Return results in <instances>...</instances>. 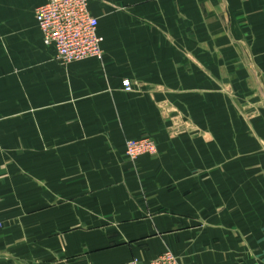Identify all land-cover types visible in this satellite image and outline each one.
Instances as JSON below:
<instances>
[{"label":"crops","instance_id":"obj_1","mask_svg":"<svg viewBox=\"0 0 264 264\" xmlns=\"http://www.w3.org/2000/svg\"><path fill=\"white\" fill-rule=\"evenodd\" d=\"M44 2L0 0V264H264V116L233 104L264 85V0H90L104 57L74 62Z\"/></svg>","mask_w":264,"mask_h":264},{"label":"built area","instance_id":"obj_2","mask_svg":"<svg viewBox=\"0 0 264 264\" xmlns=\"http://www.w3.org/2000/svg\"><path fill=\"white\" fill-rule=\"evenodd\" d=\"M35 9L43 42L55 49L58 59L65 62L91 57L103 59L104 38L98 32L99 21L92 13L90 0H45ZM123 82L127 91H133L134 86L130 79H124ZM126 142V154L133 160L140 154L153 155L157 150L156 141L150 138L129 139ZM126 264H182V262L177 254L168 250L147 263L133 260Z\"/></svg>","mask_w":264,"mask_h":264},{"label":"rangeland","instance_id":"obj_3","mask_svg":"<svg viewBox=\"0 0 264 264\" xmlns=\"http://www.w3.org/2000/svg\"><path fill=\"white\" fill-rule=\"evenodd\" d=\"M57 59H58V57H57ZM58 60H60V59H58ZM256 78H258L257 77V72H256ZM259 79L260 78H258V82H257L258 84H259ZM133 86H134V83H133ZM231 87L232 86L229 84V88L227 89L228 94H230V98L231 99L233 98V100L236 101V98H235L236 97L235 90L232 89ZM253 93H255V95H256V97H254L256 99V101H252V99H253L252 96L253 95H251V98H249V97H246L245 98L246 99V102L245 103H242V105H237L236 103H233L235 109H237V111L240 114L241 118H244V120L247 123H250L252 120H255L257 118H260V117L264 116V85H263V87L257 86L256 89L253 90ZM182 115H184V112L182 113ZM185 126H187V124H184V127ZM183 132L184 133H186V132L190 133V130H189V128H186V129H183ZM141 138H150L151 140H154L155 141L154 138H151V137H148V136L139 137L138 139H141ZM131 139L138 140V139H135V138H131ZM127 140H129V139H127ZM261 142H263V141H261ZM263 146H264V142H263ZM126 148H127V145H126ZM156 149H158L157 141H156ZM156 152H157V150H156ZM156 152H154V153H156ZM154 153H153V155H154ZM144 154H148V153H144ZM140 155H142V154H140ZM126 156H127V154H126ZM138 158H136L134 160L131 159V158L130 159L132 161H135Z\"/></svg>","mask_w":264,"mask_h":264}]
</instances>
